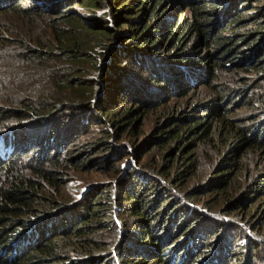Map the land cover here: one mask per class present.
I'll return each mask as SVG.
<instances>
[{"label":"trees","instance_id":"obj_1","mask_svg":"<svg viewBox=\"0 0 264 264\" xmlns=\"http://www.w3.org/2000/svg\"><path fill=\"white\" fill-rule=\"evenodd\" d=\"M38 3L0 0V19L9 17L0 75L31 79L18 98L0 92V130H9L0 133V264H264V236L234 245V221L212 219L177 190L196 173L201 141L232 138L208 193L232 186L248 151L264 154V114L244 125L231 117L253 100L264 111V0H56L48 13ZM73 3L107 11L83 18ZM44 29L51 48L36 40ZM38 70H47L40 80ZM203 87L209 97L156 123L139 145L151 109ZM158 147L169 148L165 171L118 164L130 148L142 161ZM83 168L117 181L71 197L62 188ZM261 199L264 171L220 209Z\"/></svg>","mask_w":264,"mask_h":264},{"label":"rangeland","instance_id":"obj_2","mask_svg":"<svg viewBox=\"0 0 264 264\" xmlns=\"http://www.w3.org/2000/svg\"><path fill=\"white\" fill-rule=\"evenodd\" d=\"M41 5L45 10V13H48L50 8L55 5L56 0H36V2ZM61 2V0H57ZM74 4V3H73ZM74 9L73 14L75 15L78 13L81 17H91L102 14L104 11H107V8L102 7L99 9H95L93 6L84 5V4H74L72 10ZM188 14V11H186ZM3 19H0V34L4 32L3 27V20H7L8 16H2ZM177 17V15H176ZM183 16L181 15L178 20H181ZM40 19V24H45V20ZM7 23V22H6ZM42 26H39L41 28ZM36 40H41L46 43L47 48H51L49 33L44 29L42 32L40 30L35 32ZM42 36V37H41ZM29 38L34 39V34L31 32L29 33ZM46 40V41H45ZM88 63L84 65H79L78 68L86 70L85 72L90 70ZM27 72H31V69L24 63L23 67ZM77 68V69H78ZM76 69V70H77ZM44 71L38 70V79L40 80L43 78ZM95 73L94 71H90ZM20 72H17L16 77L14 76V80H10L9 77L3 78L0 75V92L2 93L3 90L5 92L11 93L15 98L21 96L23 92V88L27 90L28 88V80L31 79L27 76H20ZM89 74V73H88ZM28 79V80H27ZM212 90L203 87L199 90H195L191 92L189 95L177 98L173 100L166 106L160 107L156 110H150L144 118L143 127H142V134L140 137L141 145L144 142V137H147L152 128L156 123L163 122L167 117L176 115L177 111L181 107L184 111V106L189 105L191 103H195L201 98L209 97L212 93ZM264 94V89H263ZM16 94V95H15ZM199 94V95H198ZM23 98V97H22ZM261 102L257 100H253L251 104L239 107L240 105H236V110L232 113L231 117L235 119V122L240 125H244L245 119L247 120L252 119L253 117H262L261 115L264 114V111L258 109V106ZM105 121V120H104ZM247 124V123H246ZM115 130V129H113ZM9 131L8 129H2L1 132ZM116 131V130H115ZM96 129L92 132L85 135L80 141L79 144L76 146H83L88 144L90 141L95 140L97 135ZM231 137L226 135H222L218 140L215 142H207L201 141L197 145V149L193 151V153H197V160L198 166L194 176L190 177L185 183H181L179 185V189H177L181 194H188L186 196V201L190 204L194 205L196 208L201 209L204 212H207L208 215L210 214L211 218L214 220H221L225 217L228 220L234 221V231H233V241L235 243L241 244L240 240L245 239L247 236H256L257 238L261 239L264 236V221L262 224H258L257 220L260 217L262 211H264V199H261L256 204L245 209H236L232 211V214L228 215L222 212L220 207H224L225 202L229 199H234L239 197L244 191L249 181V177L252 175H257L258 173L264 171V154L259 153L258 151H248L246 154L244 161L242 162V169L236 173L235 180L226 191L224 192H206L204 187L208 185L211 181V177L213 176L216 168V164L218 163L219 159L223 156V151L228 148L230 144ZM138 140V139H137ZM124 142V140H122ZM74 146V147H76ZM77 148V147H76ZM0 146V150H1ZM78 149V148H77ZM169 150L166 147H158L152 150H148L145 154V158L140 161V157H136L134 155V148H130L128 153L123 155V158L118 162L124 168V173L133 170L136 166L138 168L146 166V170L151 171L150 169L156 168L157 170L162 167L161 165H165L163 167L165 169L171 165V163L163 160V155ZM3 152V151H2ZM0 155H3L0 153ZM183 154H179L182 157ZM115 166H119V165ZM145 169V168H144ZM172 170H170L171 172ZM115 173L109 170H94L83 168L79 171L71 170L70 175L68 176V181L62 188V191H65L69 196L75 198H82L85 196L87 191L93 187L103 188L106 184H110V182L117 181L115 179ZM161 178L164 179V174H160ZM249 206V203L248 205ZM114 218L118 222L119 212L117 211L114 213ZM119 224V223H118ZM237 263H243V261H239Z\"/></svg>","mask_w":264,"mask_h":264}]
</instances>
